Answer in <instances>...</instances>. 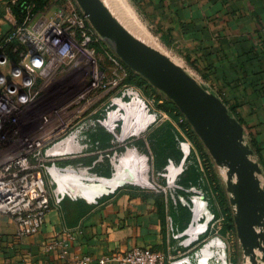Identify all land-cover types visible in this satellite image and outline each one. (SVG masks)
<instances>
[{"label":"built area","instance_id":"obj_1","mask_svg":"<svg viewBox=\"0 0 264 264\" xmlns=\"http://www.w3.org/2000/svg\"><path fill=\"white\" fill-rule=\"evenodd\" d=\"M19 1L12 0V4ZM11 41L23 45L24 49L14 48L18 56L16 61H11L4 54L0 56V65H10L6 72H0V214L13 220L18 237L40 231L51 200L59 204L66 197L76 198L66 191L57 190L53 171L63 173L83 170L101 177L93 169L107 161L111 167L110 176H113L116 163L128 150L138 154V144L133 141L141 138L148 129L166 122L171 124L174 131L180 158H167L160 171L147 174L150 181L148 186H138L157 193L164 192L175 206L177 202L183 203L184 196L179 195L178 191L192 194L197 189L212 215L206 229L195 240L186 242L184 231L176 235L182 238L180 246L197 242L215 228L219 205L209 188L203 159L187 133L186 118L180 114L175 120L172 119L165 110L154 106L140 87L125 81L128 67L106 45L76 0H50L41 9H36V0H29L21 23L15 24L4 38L5 43ZM70 74H75L83 81L79 90L60 108L52 110L49 115H40L37 126L33 121L30 122L32 114L28 115L27 111L35 106L44 89L56 78ZM93 115L105 120L108 132L113 124L118 126V135L110 139V144L115 147L110 152L104 151L100 142L88 134ZM139 122L141 127L136 130ZM119 148L122 152L118 151ZM88 153L95 155L88 165L65 162ZM194 161L201 172L199 181L183 187L179 178ZM171 172L174 173V179L170 185ZM155 179H163L162 185ZM260 184L264 187V181L260 180ZM186 205L191 210L189 204ZM169 220L171 223V217ZM213 230V235L208 236L193 255L172 259L169 264H192L191 258L195 261L193 264H217L218 261L223 264L220 251L229 264L225 239L218 234L219 230ZM68 239H71L69 233L66 238L49 242L44 249L55 251L63 258L67 254ZM220 241L224 244L223 249L217 246ZM204 250H208V255L201 262ZM91 262L89 255L74 259L75 264ZM109 262L168 263L161 252L139 246L123 254H110L97 260L98 264Z\"/></svg>","mask_w":264,"mask_h":264},{"label":"crops","instance_id":"obj_2","mask_svg":"<svg viewBox=\"0 0 264 264\" xmlns=\"http://www.w3.org/2000/svg\"><path fill=\"white\" fill-rule=\"evenodd\" d=\"M102 2L108 7L105 0ZM121 2L119 10L115 4H109L116 14L128 15L138 25L146 40L157 46L153 48L175 60L202 88L220 98L246 128L254 141L253 159L261 169L259 179L264 181V0ZM12 6V0H0V45L17 24ZM9 67L0 65V72H6ZM90 124L88 134L100 142L104 151L113 150L110 139L118 135V126L113 124L108 132L107 123L98 115L91 117ZM158 127L148 129L134 142L141 145L142 164L153 174L163 168L167 158L178 157L177 150L169 143L166 149L164 144H158V140L164 142L168 138L157 133ZM244 137L247 143L248 134ZM94 158L93 153H88L65 162L88 165ZM93 171L108 176L111 167L105 161ZM119 185V182L104 185L96 203L69 197L59 204L51 200L43 226L30 236L18 237L13 220L0 214V264H75L74 259L84 255L92 258L90 264H98L97 260L103 256L123 254L136 246L161 252L169 264L172 259L193 255L201 247L197 249L196 242L179 245L180 238L176 235L183 232L189 219L180 208L173 221L170 210L174 207L164 192ZM113 189V193L106 194ZM179 215L180 230L183 228L180 232L173 226ZM192 215L189 229L199 225L193 224L197 220ZM169 217L173 219L171 223ZM67 233L71 239L65 257L44 249L49 242L66 238ZM191 261L195 263L193 258Z\"/></svg>","mask_w":264,"mask_h":264},{"label":"water","instance_id":"obj_3","mask_svg":"<svg viewBox=\"0 0 264 264\" xmlns=\"http://www.w3.org/2000/svg\"><path fill=\"white\" fill-rule=\"evenodd\" d=\"M76 1L114 54L176 105L216 166L226 168L224 181L242 249L241 264H264V187L253 150L244 142L242 124L220 98L202 88L178 64L135 38L102 0Z\"/></svg>","mask_w":264,"mask_h":264},{"label":"bare ground","instance_id":"obj_4","mask_svg":"<svg viewBox=\"0 0 264 264\" xmlns=\"http://www.w3.org/2000/svg\"><path fill=\"white\" fill-rule=\"evenodd\" d=\"M107 5H108V10L112 13V15L120 21V23L127 29V30H132L134 36L150 45H152L151 41H147L146 37L144 36V33L142 30H140L139 26L131 20L128 15H123L121 17L116 14L111 5H116L117 10H119V7H121L122 0H105ZM110 3V4H109ZM115 8V7H114ZM124 10V9H123ZM125 12V11H123ZM123 18V19H122ZM155 47V46H154ZM156 48V47H155ZM141 127V122H139L138 126L135 128L136 130ZM140 154L138 153H133L131 150H128L121 158L118 163L115 165L114 169V174L113 176L109 177H104V176H94L93 174L79 170V171H66L63 173H59L57 171H53L52 174L55 177V180L57 181V190L58 191H66L70 195L75 196L76 198H81L85 201L88 202H93L96 198L101 197L102 194V188L104 185H109L114 182H119L121 184L124 183H130L134 185H141V186H148L150 184V181L148 179L147 173L144 175L138 174L137 171L134 170V167L136 165V161L140 158ZM145 168L146 164H140V168ZM223 170L226 172V168H222V173ZM226 174V173H225ZM174 179V173L171 172L169 174V183L170 185L172 184ZM197 189H194V192L190 196V200L187 199V197H182V204L185 206L186 204H189L191 210V224L193 221V213L196 217V222L193 223L195 225H199L196 227H193L191 229L190 225L188 226L187 229L183 230V234H185L187 237L185 238L186 242H189L191 240H195V238L202 233L206 227L208 226V222L210 221L212 212L211 210L206 206V203L203 199H201V196L197 193ZM187 193V192H186ZM202 218L200 221L199 219ZM189 229V230H188ZM217 246L220 249H223L224 244L220 241L217 243ZM208 255V250L203 251V257L201 258V262L205 260V258ZM220 257L222 258L223 264H227L225 259H224V254L222 251L219 252Z\"/></svg>","mask_w":264,"mask_h":264},{"label":"trees","instance_id":"obj_5","mask_svg":"<svg viewBox=\"0 0 264 264\" xmlns=\"http://www.w3.org/2000/svg\"><path fill=\"white\" fill-rule=\"evenodd\" d=\"M28 1L29 0H20L19 2L13 4L12 11L14 12L15 17L17 18V23H21L23 17L25 16L26 5H27ZM49 1L50 0H36V9H41ZM4 38H5V36H4ZM4 38L1 41L0 53L6 55L7 58L10 59L11 61H16L18 59V56H17V52H14V48L18 47L19 50H23L24 49L23 45L18 44L15 41L5 43ZM125 81L127 83L134 84V85L140 87L142 90L145 91V93L147 95H149V94L156 95V99L159 101L157 103L158 106L160 108H162L163 110L168 111V113L170 115H172L173 117H176V115L180 113V111L176 107V105L170 99H168L161 91L155 89L153 86H151L147 82L146 79H144L139 74L133 72L129 68H128V76H127ZM175 112H177V114H175ZM185 127H187V129H188L187 133L189 134V136L193 140L201 158L203 159L204 166L206 168L209 183H210L209 188H210L215 200L217 201L218 205L220 206L222 212L223 211L225 213L230 212L231 209L229 206V195H228L227 190H226L225 181L219 175L218 167L216 166V164H215L213 158L211 157V155L209 154V152H207V149L205 148V146L202 144L200 139L194 133L191 126L188 124L187 120H186ZM157 133L158 134L163 133L164 135H167L168 140L166 139V140H164V142H161L162 139H160V140H158V144H164V149H166L168 147V143H169V145L173 146L177 150V153H178L177 156L178 157L172 158V159L178 160L180 158L181 153L179 152V150L177 148V143L175 141L174 131L172 129L171 124L168 122L161 124L157 129ZM243 134L246 136L248 134L247 144L254 151V141L250 138V135H249V133L245 127H243ZM109 176H110V174L108 176H105V177H109ZM200 176H201V172L198 169L196 161H194V164L189 165L188 168L185 170V172L180 176L179 183L181 185H183L184 187H188L191 184H197ZM184 193L186 194V192H184ZM184 193H183V196L188 198V196L185 195ZM187 209L190 212L189 208H187ZM175 212H177V211H172V215ZM216 215H217V213H216ZM174 216L175 215L172 216L173 219H174ZM226 220L228 222V226L231 228V226L234 225L233 221L229 218H227ZM173 221H175V219Z\"/></svg>","mask_w":264,"mask_h":264},{"label":"rangeland","instance_id":"obj_6","mask_svg":"<svg viewBox=\"0 0 264 264\" xmlns=\"http://www.w3.org/2000/svg\"><path fill=\"white\" fill-rule=\"evenodd\" d=\"M129 32L131 34H133L132 30H130V29H129ZM147 35H148V33H147ZM133 36H134V34H133ZM151 43H152V45H154L155 47H157L153 41H151ZM174 59L178 60L177 58L173 57V60ZM82 83H83V81L79 77H77L75 74H70V75H67V76H64V77H58V78H56V80L52 84H50L47 88L44 89V91H43L40 99L36 102L35 106L28 109L27 114L28 115L29 114L30 115L32 114L30 116V117H32L30 122L33 121L36 124V126H37V124H39V117H40V115H43V114L49 115V112H51L52 110L57 109V108H60L61 106H63L67 102H69V100L73 97V95L79 90V88L81 87ZM142 91H143L144 95L147 96V99L150 100V102L153 103L154 106L159 107L158 104H157L158 103V100L156 99V95H151V94L147 95L144 90H142ZM166 112L168 113V111H166ZM175 114H177V112H175ZM180 114L181 113L177 114L176 117L178 115H180ZM168 115L172 119L175 120L176 117H173L169 113H168ZM26 121H27V118H26ZM137 141H139V139H136L133 142H137ZM136 148L138 150V153L142 150L140 144H138V146ZM137 162H138V164H142V162H144V161H142L141 158H139L136 161V165L134 167V170L137 171L138 174H142V175H144L145 173H147V174L149 173L150 174V172H147V166L145 168L144 167L143 168H140V167L137 166L138 165ZM218 171H219L220 177L222 179H224L225 178V173H226L225 170H223V173H222V171L220 170V168H218ZM162 180L157 181L155 179V181L159 182L161 185L163 183ZM136 186H138V185H136ZM181 186H183V185H181ZM166 190H167V194L169 196V191H168V189H166ZM183 193H184V191H178V194L181 195V196H183ZM185 195H187L188 198H190V196L192 194L186 193ZM172 208L173 209L170 210L171 211V215H172V211H174L175 208H176V211L177 212L173 213V215H177L178 214V210H180V208H183L184 209L182 211L183 215L185 216L186 219H189L188 220L189 221L188 223L191 222L192 216H191V213L187 209L188 208L187 205L184 206L181 202H177V205L176 206L174 204H172ZM215 218H216V220L214 222V227L215 228H213V229L219 230L218 234H220L221 236H223L224 239H225L224 242H225V245H226V258H227L228 263L229 264H241L242 258H243L242 257L243 254H242V249H241L239 240H238L237 235H236L235 226L232 225L231 228H230L228 226V222L226 220L227 218H229V219L232 220V211L230 210V212H227V213H225L224 211L223 212L220 211L219 214L217 213V215H216ZM181 219L182 218L179 215L178 216V219L176 221V225H175V223L173 224L174 229L175 228H178L179 229V232L183 230V228H181V230H180V226H181L180 220ZM209 227H210V225H209ZM187 228H188V225L185 226L184 230L187 229ZM213 229L211 231L209 230L205 234L204 237L200 238V240H198L196 242V248L197 249L200 246H202V244L204 242L207 241V239L209 238L208 236L213 235V233H214L213 232L214 231ZM175 233H177V232H175ZM181 239H179V241ZM217 264H220V261H218Z\"/></svg>","mask_w":264,"mask_h":264}]
</instances>
